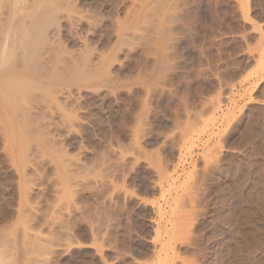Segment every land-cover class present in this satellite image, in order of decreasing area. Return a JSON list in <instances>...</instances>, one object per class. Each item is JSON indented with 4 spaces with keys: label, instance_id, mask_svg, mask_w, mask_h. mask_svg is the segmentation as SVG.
<instances>
[{
    "label": "rangeland",
    "instance_id": "rangeland-1",
    "mask_svg": "<svg viewBox=\"0 0 264 264\" xmlns=\"http://www.w3.org/2000/svg\"><path fill=\"white\" fill-rule=\"evenodd\" d=\"M163 1L164 51V10L74 1L87 16L63 22L60 39L93 70L55 81L71 97L48 111L50 142L29 133L42 153L35 173L0 141V230L13 224L17 264L43 259L26 232L56 250L40 264H264V0Z\"/></svg>",
    "mask_w": 264,
    "mask_h": 264
},
{
    "label": "bare ground",
    "instance_id": "bare-ground-1",
    "mask_svg": "<svg viewBox=\"0 0 264 264\" xmlns=\"http://www.w3.org/2000/svg\"><path fill=\"white\" fill-rule=\"evenodd\" d=\"M74 1L75 0H0V138L2 137L0 141L4 140V141H2L3 144L6 142L5 148H8V151H7L9 153L8 157H10L11 160L8 157L7 158L9 161H13V166L16 165L18 170H21L22 168H24V170L30 169V170H28L30 174L31 173L33 174V172L34 173L36 172L37 167L39 166V162H40L39 160H40V156L42 153H41L40 146L37 143H34V141H31V138L29 137V133L31 135H33L34 137L37 136L36 137L37 141H40L41 139H43V137H45L49 141L48 134H52V132H51V128H53L52 126L55 125V127H56L57 125L55 124V121L52 122L50 119H47L48 115H50L48 113H50V112L53 113V111L56 109V110H58V114L57 113L56 114L59 115L60 114L59 110L61 111V109H63V108H62L61 104L59 105L58 101L61 99L68 101L69 98L71 97L68 89L64 90L65 87L63 88V86L57 87L58 84H54L55 81H58L59 78L65 79L66 76L79 78L81 75L82 76L84 75V77L86 75V78H87V76H89V75H87L88 72H90L89 70H93V67H94L93 61L90 60L91 57L89 58L88 55H87L88 58L86 56L83 58L81 55H79V54L77 55V53H79V52L76 51L75 54L77 56L82 57L83 59L81 58L82 60L80 61L79 57L75 56V54H74V57H76V58L72 57L71 54L73 53V51L70 54L69 49L67 50V47L64 48L65 44L63 45V43L61 41L62 38L60 39V32L62 30L61 26H62L63 22L68 21L70 23L74 20L83 21L87 16V15L85 16L83 14V11L80 12V10L79 11L77 10L79 8H76V7H80V6H77V3H74ZM143 1H145V2H143ZM166 2L167 1H163V0H140V2H138V3H142V4L145 3L146 7L148 8V10L146 12V16L148 18H149V15L150 16H154V15L158 16V14L164 10L163 15H162V13H161L162 16L159 15L162 17L163 21L159 24L160 19H158L159 22H156L157 21L156 19L159 17H157L155 19V23H157V25H159L158 28L161 29L160 33L163 36V37L162 36L161 37L164 38L162 40L163 41L165 40L164 41L165 47L163 48V51H164V49H167V47H168V46H166L167 45L166 43H168V41L172 39V37H171L172 33L170 35V31L172 28L171 23H170V21L168 22V20H166L167 15H172V12H171V6L172 5L164 7L163 3H166ZM73 3L76 4V6H72ZM137 8H139V7H137ZM64 10H67L65 14H64ZM80 13L82 15H80ZM132 13H133V11H132ZM143 17H144V15H143ZM88 18L89 17H87V19ZM169 18H171V16ZM150 20H151V18H150ZM150 20L145 21V23L143 25L141 24V27L138 28V30H135L134 32L131 33L132 36L136 37V38L137 37L141 38L140 36L142 34L146 33L145 32L146 30L150 31V28L151 27L153 28V25H156V24H153L154 22H152L153 25L151 26L150 22L153 21V18L151 21ZM165 22H166V25H165ZM174 23H175V21H174ZM68 25H70V24H68ZM125 25L126 24L124 23L123 26H125ZM160 25H161V27H160ZM64 28L65 27H63V30H64ZM154 28H156V26H154ZM76 35H77V33H76ZM146 36H148V35H145V37ZM128 37H130V36H128ZM133 37H131V38H133ZM143 37H144V35L142 36V38ZM162 40H160V41H162ZM133 43H134V41H133ZM122 44H123V42H122ZM149 46L151 47L150 44H149ZM163 51H161V52H163ZM166 54L164 53L165 56H166ZM167 55H169V54H167ZM104 56H105V54H104ZM165 56H163V57L166 61ZM168 59H170V57ZM170 62H171V60H170ZM107 67H108V65H107ZM104 69H105V67H104ZM163 73H164V71H163ZM110 81H111V79H110ZM48 111H50V112H48ZM62 113H63V115L66 114L63 111H62ZM67 117H69V116H67ZM60 118H62V117H60ZM63 121H64V119H63ZM59 122H60V120H59ZM67 123H68V121H67ZM23 127L27 130V133L23 131L24 130ZM38 137L39 138L42 137V138H40V140H38L39 139ZM45 138H44V140H45ZM32 140H33V137H32ZM5 148H3V149L5 150ZM62 157L63 156H61V158ZM78 159H80V158H78ZM67 160H69V159H67ZM68 162L69 161H67L64 164L66 165V164H68ZM11 165H12V163H11ZM70 165H74V167H80V162L78 160H75L72 164L70 163ZM81 166H83V165H81ZM70 167H72V166H70ZM25 168H27V169H25ZM14 169L16 170V168H14ZM67 170H69V169H67ZM27 173H26V175H27ZM26 175L18 173V176L21 178V181H23V179H25L23 181V183H25V181H27V183H28V181H29V180H27L28 178L25 177ZM79 181H80V179H78V178L73 179V181H71L70 184L71 185H74L75 183L78 184ZM21 184L19 183L18 186H21ZM45 184H47V183H45ZM63 186L65 188L66 187L68 188V184H67V181L65 178H64ZM29 188H30V186H29ZM20 189L22 190L20 192H22V194H24L23 193L24 188L23 189L20 188ZM30 189L32 190L33 188L31 187ZM26 193H28V188H26ZM26 193H25V195H26ZM22 194H21V196H22ZM27 195H29V194H27ZM27 195H26V197H28ZM57 195H58V193H57ZM62 201H64V200H62ZM23 203H22V205H23ZM25 207L26 206H23L24 210H26ZM24 210H22V211L26 213V211H24ZM56 213H57V211H56ZM23 216L24 215H22V218H23ZM26 217L27 216H24V218H26ZM28 219H29V217H28ZM24 220L26 221V219H23L22 221H24ZM22 221H20V223ZM12 225H10L11 226L10 228H12ZM29 227H30V225H29ZM10 228H8V226H7L6 228H4V229L1 228V230H0V264H17L15 262L16 260L14 259V253L13 252H15L16 250H19L18 248H21V247H19L18 235L16 233V230L10 229ZM19 230L20 229H18V231ZM26 233H28V232H26ZM26 233L24 234L22 232V234H21V231H19L20 235H23V234L26 235L25 236V239H26L25 245L26 246L27 245L33 246V244L35 243V245H37V247L41 246V248L39 249V252H44V254L41 255V257H43V259L40 260L38 258L39 261H46V262L49 261L51 259V254H53L56 251L53 248L54 247L53 245L52 246L48 245L50 240L48 241L46 236H43L40 233H28V235ZM49 234H51V232ZM51 238H53V236ZM46 243H47V245H46ZM27 247H29V246H27ZM21 250L26 255L27 248H26V250L24 249L25 251L23 249H20L19 252H21ZM35 250H36V247H35ZM29 251L32 252L34 250H29ZM28 254L30 255V253H28ZM28 254L26 256H29ZM18 255H20V253ZM37 256H40V255L37 254ZM34 258H36V257L35 256L32 257V260ZM21 259L24 262L23 258H21ZM38 259L34 260V263H36L35 261H38ZM32 260L30 258V261H32ZM28 261L29 260H27V264H30V263H28ZM39 261L37 262V264L42 263Z\"/></svg>",
    "mask_w": 264,
    "mask_h": 264
}]
</instances>
